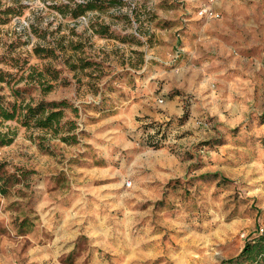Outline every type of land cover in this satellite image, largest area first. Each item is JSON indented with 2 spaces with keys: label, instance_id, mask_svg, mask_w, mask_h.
<instances>
[{
  "label": "rangeland",
  "instance_id": "374dc122",
  "mask_svg": "<svg viewBox=\"0 0 264 264\" xmlns=\"http://www.w3.org/2000/svg\"><path fill=\"white\" fill-rule=\"evenodd\" d=\"M0 69L77 137L0 121V264H220L264 230V0H0Z\"/></svg>",
  "mask_w": 264,
  "mask_h": 264
},
{
  "label": "trees",
  "instance_id": "16d2710c",
  "mask_svg": "<svg viewBox=\"0 0 264 264\" xmlns=\"http://www.w3.org/2000/svg\"><path fill=\"white\" fill-rule=\"evenodd\" d=\"M88 4H79L76 15L86 13L88 8L91 7ZM85 62L84 64H89L88 61ZM5 81H7V73L3 69H0V90ZM67 107H70V103L66 99L60 101L45 99H32L29 101L26 99L9 100L0 91L1 122L15 121L27 128L39 127L48 131H54L57 134H61V138L64 141L72 142L77 137L75 134L68 133V129H66L67 125L73 123V120H64L65 109ZM15 134L14 130H0V144H10L14 140ZM150 142L156 145V142ZM262 258H264V230L261 232L258 229L257 235L246 240L238 255L224 259L220 264H257Z\"/></svg>",
  "mask_w": 264,
  "mask_h": 264
},
{
  "label": "crops",
  "instance_id": "0c3cea01",
  "mask_svg": "<svg viewBox=\"0 0 264 264\" xmlns=\"http://www.w3.org/2000/svg\"><path fill=\"white\" fill-rule=\"evenodd\" d=\"M207 34L208 35V32L206 31V30H204V34ZM203 34V35H204ZM205 34V35H206ZM214 38H212V39H214V40H216L215 38H216V36H213ZM222 40V39H221ZM215 42H218V41H215ZM212 44V43H211ZM214 44V43H213ZM210 53H212L213 55H215L217 52H216V50H213V51H210V50H208ZM222 53V52H221ZM224 54V53H223ZM227 54V53H226Z\"/></svg>",
  "mask_w": 264,
  "mask_h": 264
},
{
  "label": "built area",
  "instance_id": "2783aa9c",
  "mask_svg": "<svg viewBox=\"0 0 264 264\" xmlns=\"http://www.w3.org/2000/svg\"><path fill=\"white\" fill-rule=\"evenodd\" d=\"M201 13L204 14V13H206V11L205 10H202Z\"/></svg>",
  "mask_w": 264,
  "mask_h": 264
}]
</instances>
